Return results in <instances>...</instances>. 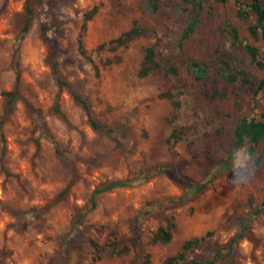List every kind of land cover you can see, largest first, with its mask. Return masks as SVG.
<instances>
[{"label": "rangeland", "instance_id": "1", "mask_svg": "<svg viewBox=\"0 0 264 264\" xmlns=\"http://www.w3.org/2000/svg\"><path fill=\"white\" fill-rule=\"evenodd\" d=\"M248 2L0 0V264H163L196 236L175 264H264V142L234 145L264 108Z\"/></svg>", "mask_w": 264, "mask_h": 264}, {"label": "trees", "instance_id": "2", "mask_svg": "<svg viewBox=\"0 0 264 264\" xmlns=\"http://www.w3.org/2000/svg\"><path fill=\"white\" fill-rule=\"evenodd\" d=\"M262 0H249L248 2V8L251 12L255 15V23L254 24H248L247 30L249 34L252 37H256V35L259 33L260 39L262 44L264 45V6L261 4ZM150 1H148L149 3ZM94 12V9L92 11L88 12L86 14L85 19L88 20ZM244 17V16H242ZM31 19V9L27 6L26 7V15L23 21L22 31H25L29 25ZM195 23V19L192 18L189 20L188 25L186 26V29L183 31L182 36H186V34L192 30V26ZM84 24L82 25L83 28ZM134 30L130 29L124 33L122 37H117L115 39H112L111 41H114L116 43H123L125 40L129 39ZM229 34L232 40L237 41V36L235 34V31L231 32L229 29ZM242 50L248 55V58L251 62H253L256 66L264 70V53H260L258 48L248 44V43H242L241 41H237ZM155 54L154 48L152 45L147 46L144 49V55H143V62L142 67L139 71V74L144 75L146 74L151 68L155 66V62L153 60V56ZM224 67V73L227 80H234L235 79V72L232 71V69L229 67L228 63L224 60L221 61ZM189 65H193L191 61L188 63ZM170 71H175L174 68L170 67ZM238 74L242 76V80L246 81L244 78L245 72L244 70L237 71ZM264 86V76L259 79L258 83L256 84V88L254 90V93H256L258 90H260ZM72 96L75 100H77L81 107L86 110L87 112V105L84 100H82L77 94L72 93ZM91 125L95 126L94 122L91 121ZM234 145L235 147H239L243 142L247 141L251 144H256L259 141L264 142V108L260 111L258 118H247V117H241L238 122L236 123L234 127ZM125 184V181L117 179L110 181L105 185L104 189H109L115 186H122ZM101 191L100 189H95L93 193H97ZM242 222L240 224L239 230L242 228ZM173 225L171 223H167L165 227L158 226L156 228V231L153 234V240L159 241V242H168L170 239V233ZM241 232V231H239ZM203 236H196L189 239H185L177 252H175L173 255L168 256L165 258L163 264H175V261L177 260H183L185 257L186 251L191 249L194 246H197L199 242L202 240ZM186 264V263H183ZM209 264V263H207Z\"/></svg>", "mask_w": 264, "mask_h": 264}]
</instances>
